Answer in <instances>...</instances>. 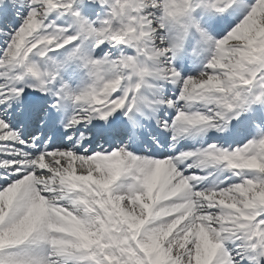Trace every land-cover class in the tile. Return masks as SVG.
<instances>
[{
	"label": "snow or ice",
	"instance_id": "6c2138e0",
	"mask_svg": "<svg viewBox=\"0 0 264 264\" xmlns=\"http://www.w3.org/2000/svg\"><path fill=\"white\" fill-rule=\"evenodd\" d=\"M0 264H264V0H0Z\"/></svg>",
	"mask_w": 264,
	"mask_h": 264
}]
</instances>
